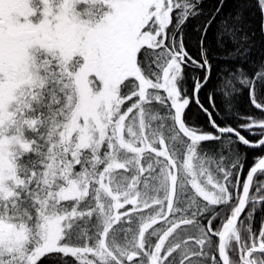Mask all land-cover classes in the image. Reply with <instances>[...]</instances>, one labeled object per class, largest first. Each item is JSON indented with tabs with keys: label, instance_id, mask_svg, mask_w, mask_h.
<instances>
[{
	"label": "snow or ice",
	"instance_id": "6c2138e0",
	"mask_svg": "<svg viewBox=\"0 0 264 264\" xmlns=\"http://www.w3.org/2000/svg\"><path fill=\"white\" fill-rule=\"evenodd\" d=\"M255 13L0 0V264H264Z\"/></svg>",
	"mask_w": 264,
	"mask_h": 264
},
{
	"label": "trees",
	"instance_id": "16d2710c",
	"mask_svg": "<svg viewBox=\"0 0 264 264\" xmlns=\"http://www.w3.org/2000/svg\"><path fill=\"white\" fill-rule=\"evenodd\" d=\"M229 7H231V3H229ZM259 23H260L259 14L258 13L252 14L250 16V24H251L252 29L254 31H256L257 47H256V51L253 53V58L256 59V60H259L261 58V56L264 55V49H262L260 47V43H259V41H260V34H259V31H258ZM238 104H239V107H240V111L242 113H251V112H254V111H258V110H255L251 106L250 102L247 100L246 97H241L239 102H238ZM201 119H203V117H201ZM256 158H257L256 155H252L250 153L249 161H248L249 166H251V164L254 162V160Z\"/></svg>",
	"mask_w": 264,
	"mask_h": 264
}]
</instances>
